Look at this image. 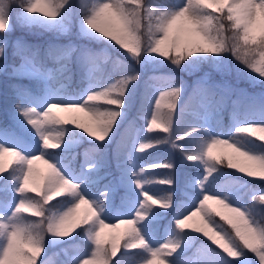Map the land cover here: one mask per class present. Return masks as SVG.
Here are the masks:
<instances>
[{"label": "snow or ice", "instance_id": "snow-or-ice-1", "mask_svg": "<svg viewBox=\"0 0 264 264\" xmlns=\"http://www.w3.org/2000/svg\"><path fill=\"white\" fill-rule=\"evenodd\" d=\"M0 73V264H264V0H0Z\"/></svg>", "mask_w": 264, "mask_h": 264}, {"label": "rangeland", "instance_id": "rangeland-1", "mask_svg": "<svg viewBox=\"0 0 264 264\" xmlns=\"http://www.w3.org/2000/svg\"><path fill=\"white\" fill-rule=\"evenodd\" d=\"M161 3H172L174 2V0H160ZM21 30V28H17L14 32H12L9 36H8V42H9V48L10 50L11 49V45L17 41L18 39L19 40H22L26 43H28L26 40L22 39V38H19V31ZM77 29L76 28H73L72 30V35L68 36V35H63V36H56L55 34L53 33H50V32H42V33H45V34H50V37L47 41H51L53 38H56L55 40L53 39V42L51 43H59V44H66V43H69L71 42L73 45H80L81 43H85V41L79 39L75 33H76ZM29 44V43H28ZM90 47H93V48H96L98 49L100 46L99 45H96L94 43H90L89 44ZM98 46V47H96ZM110 55H112V53L110 52L109 53ZM126 63H132L131 60H127ZM74 67H75V64H73ZM76 68V67H75ZM75 68H73L74 70H76ZM137 70L139 71V68H137ZM77 71V70H76ZM163 71V70H162ZM204 71H208L207 68H204ZM78 74V73H77ZM203 73L202 72H199V73H195V74H185L182 79L185 81V83L187 84V86L189 87V90L191 89V87L193 86L194 82L198 79V77L200 75H202ZM149 75H152L151 72H145L142 74V78H141V81L140 83L138 84L137 86V89H136V95H135V98H134V101H133V104H132V107L131 109L129 110V118L131 119L132 117L136 116L137 115V112L139 110V107H140V99H141V95L144 91V81L147 79V77ZM5 77L9 79V77L5 74ZM214 78L216 80H220L222 79V77L217 73V74H214ZM229 79H232V78H229ZM11 81V80H10ZM13 82V81H12ZM234 83H237V86L241 89H245L246 91H248L249 93H252V94H257L261 91H264V87H261L259 85H256V86H252L251 84L247 85V86H244L243 84H240L239 82H235L233 80ZM66 83V82H65ZM78 82H76V85L77 86ZM57 87H59V85H57ZM77 90V88H75V91ZM233 99H235V97H233ZM8 104L9 102L5 103L4 104V109H6L8 107ZM64 115H67V114H64ZM230 122V114L228 113V116L227 117H224L223 116V119L221 121V123L227 127V125L229 124ZM217 130H219V128H217ZM161 135H163V133H160ZM181 143H183L181 141ZM169 149H168V146H162V148L157 152L155 153L153 156H146L145 159L143 160L142 163H144L145 165H148L154 161H158V160H162V159H166L167 158V153H168ZM217 154H219L220 152H226V151H230V150H227V149H224V148H218L216 150H214ZM6 159H11V157H7L5 156V160ZM40 166V167H39ZM113 166V165H112ZM111 166V167H112ZM36 168H41V169H45V165H43L41 162L37 161L36 162V165H35ZM112 170V169H111ZM160 170V169H159ZM159 170H156L159 172ZM162 171L161 172H164L165 170L164 169H161ZM231 171H233L234 173H236L237 175L243 177V179L245 180H255L256 181V184L254 185V187H256L257 189L259 188H264V180H260L259 177H256V178H250V177H247L244 173H240L238 172V170L236 169H230ZM114 172V170H112ZM259 194V193H258ZM83 211V209L81 210ZM195 221H198V218H194ZM226 227V226H225ZM229 230H231L229 228ZM107 232V230H106Z\"/></svg>", "mask_w": 264, "mask_h": 264}, {"label": "trees", "instance_id": "trees-1", "mask_svg": "<svg viewBox=\"0 0 264 264\" xmlns=\"http://www.w3.org/2000/svg\"><path fill=\"white\" fill-rule=\"evenodd\" d=\"M19 33H20L19 38H22V39L26 40L29 44L46 45L48 43L53 42V39L54 40L56 39V38H53L51 41H47L49 39V37H50V34H45V33L36 32V31H29V30L21 29L19 31ZM96 47H98V46H96ZM8 52H9L8 61H12V50L8 49ZM121 59H123V57H121ZM126 61L127 60H125V62ZM72 70H73V75H72L71 81H67V83H68V89L67 90L69 92H73L74 91V89L76 87L75 86L76 82L78 81V78H79V75H77V71L74 70L73 68H72ZM162 72H164L165 74L173 73V69L172 68L163 69ZM197 73H199V72H197ZM156 74L159 75L160 73H156ZM185 74L186 73H179L178 75L182 78ZM239 83L243 84L244 86H247V85L250 84L248 81H245V80H240ZM10 84L11 83L9 82V80L2 73H0V116L3 115V112L5 110L4 109V104L6 102L7 103L9 102V87H10ZM31 85L34 86V84H31ZM122 130H123V128H122ZM257 142L259 143L260 141H257ZM86 147H88V145H86V144H81L80 145V149L81 150L85 149ZM161 148H162V146H160L157 150L153 151L151 156H153L155 153H157ZM110 151L111 150L109 149V154H110ZM7 160H9V159H6L5 161H7ZM39 167H38V169L43 171V169H41ZM111 169H112V167H111ZM112 170H114V169H112ZM226 170L229 171V172H233L230 169H226ZM161 171L162 170H159V172H161ZM237 176H239V175H237ZM245 201L247 203H249L251 206H253L254 210L257 213L258 218H264V202H257L255 204H252V201H251L250 197H245ZM217 219L219 220V217H217ZM221 223H224V222L221 221ZM225 226L228 227V225H226V224H225Z\"/></svg>", "mask_w": 264, "mask_h": 264}]
</instances>
